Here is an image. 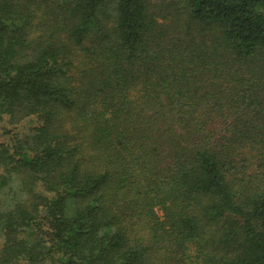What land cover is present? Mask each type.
Masks as SVG:
<instances>
[{"label":"trees","instance_id":"trees-1","mask_svg":"<svg viewBox=\"0 0 264 264\" xmlns=\"http://www.w3.org/2000/svg\"><path fill=\"white\" fill-rule=\"evenodd\" d=\"M2 125L0 264H264V0H0Z\"/></svg>","mask_w":264,"mask_h":264},{"label":"rangeland","instance_id":"rangeland-1","mask_svg":"<svg viewBox=\"0 0 264 264\" xmlns=\"http://www.w3.org/2000/svg\"><path fill=\"white\" fill-rule=\"evenodd\" d=\"M150 1L152 3H154V4H157V3H159V4H167V3L174 2V1H177V0H150ZM6 128H7V126H5V125L0 126V140H4V141L6 140V136L5 137L3 136L5 130H7ZM0 243H1V240H0Z\"/></svg>","mask_w":264,"mask_h":264}]
</instances>
